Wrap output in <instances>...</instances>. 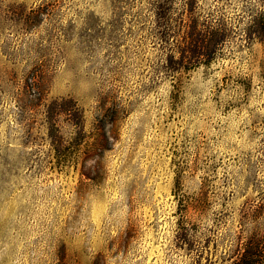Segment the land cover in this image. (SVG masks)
<instances>
[{
  "label": "rangeland",
  "instance_id": "rangeland-1",
  "mask_svg": "<svg viewBox=\"0 0 264 264\" xmlns=\"http://www.w3.org/2000/svg\"><path fill=\"white\" fill-rule=\"evenodd\" d=\"M261 14L0 0V264H240L264 234L244 217L264 206ZM191 15L230 34L200 64L164 41Z\"/></svg>",
  "mask_w": 264,
  "mask_h": 264
},
{
  "label": "trees",
  "instance_id": "trees-1",
  "mask_svg": "<svg viewBox=\"0 0 264 264\" xmlns=\"http://www.w3.org/2000/svg\"><path fill=\"white\" fill-rule=\"evenodd\" d=\"M193 2L190 5L193 10ZM193 15V14H192ZM189 16L187 21L182 17L178 24V30L175 31L167 24V18L163 17L164 24V41L168 40L174 33L178 34L179 42L177 50L181 54L183 62H203L207 57L217 53L220 47L226 43L230 34L224 25H196V19ZM195 24V25H194ZM251 25L246 30L247 38L252 41L258 38L264 40V14L256 15L251 20ZM247 211L244 217L247 221L253 220L254 224L259 223L260 213L264 211V206ZM246 255H242L239 259L240 264H263L264 258V234L260 230L256 231L250 240L245 243Z\"/></svg>",
  "mask_w": 264,
  "mask_h": 264
}]
</instances>
